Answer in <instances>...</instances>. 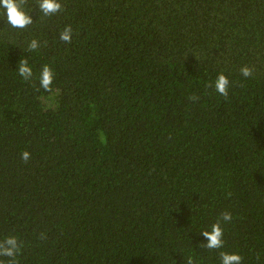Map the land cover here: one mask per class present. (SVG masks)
<instances>
[{
    "label": "trees",
    "instance_id": "1",
    "mask_svg": "<svg viewBox=\"0 0 264 264\" xmlns=\"http://www.w3.org/2000/svg\"><path fill=\"white\" fill-rule=\"evenodd\" d=\"M59 2L45 17L28 0L24 29L0 14V240L21 242L17 264H221L200 232L222 212L221 250L264 264V0ZM220 72L227 99L206 87Z\"/></svg>",
    "mask_w": 264,
    "mask_h": 264
},
{
    "label": "clouds",
    "instance_id": "2",
    "mask_svg": "<svg viewBox=\"0 0 264 264\" xmlns=\"http://www.w3.org/2000/svg\"><path fill=\"white\" fill-rule=\"evenodd\" d=\"M28 4V0H0V14H3L6 22L12 28L24 29L29 25L33 24L30 12L26 11L25 6ZM37 10L40 14L45 17L53 16L61 11L63 7L59 0H36L35 4ZM72 28L70 25H66L59 33V39L69 44L72 40ZM47 44V41L42 43L37 39L33 38L28 42L27 50L34 51L39 47ZM18 67L16 71L18 75L25 81L30 80L33 77L32 68L29 66L28 59L21 58L18 62ZM240 73L243 77L248 78L253 76L254 69L248 65H244L240 68ZM54 79L53 70L49 65L45 64L42 66L39 73V86L45 91H50ZM206 87L214 88L215 92L225 99L229 96V79L220 72L217 74L214 81L206 85ZM190 101H197L199 97L196 94H192L188 97ZM31 155L28 151L21 152V159L27 163ZM230 195V193H229ZM232 220V214L230 212H222L219 218L210 225V230H203L200 234L206 238L207 243L201 244V247L207 248L209 250H220L218 255L220 257L221 264H242V257L237 253H229L223 251L224 240H223V228L221 227V222L230 223ZM40 239L45 238V234L42 232L39 236ZM21 252V242L14 235L6 236L4 239L0 240V257H7V264H17L16 257ZM256 258H260V254H256ZM0 264H4L3 260H0ZM186 264H194L192 257H188Z\"/></svg>",
    "mask_w": 264,
    "mask_h": 264
}]
</instances>
